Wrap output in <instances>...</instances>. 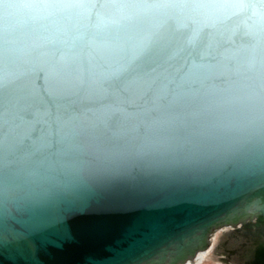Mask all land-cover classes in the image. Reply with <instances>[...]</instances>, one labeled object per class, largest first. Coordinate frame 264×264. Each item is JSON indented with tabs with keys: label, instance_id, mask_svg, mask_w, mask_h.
<instances>
[{
	"label": "water",
	"instance_id": "obj_1",
	"mask_svg": "<svg viewBox=\"0 0 264 264\" xmlns=\"http://www.w3.org/2000/svg\"><path fill=\"white\" fill-rule=\"evenodd\" d=\"M264 264V0H0V264Z\"/></svg>",
	"mask_w": 264,
	"mask_h": 264
},
{
	"label": "bare ground",
	"instance_id": "obj_2",
	"mask_svg": "<svg viewBox=\"0 0 264 264\" xmlns=\"http://www.w3.org/2000/svg\"><path fill=\"white\" fill-rule=\"evenodd\" d=\"M231 226L233 227V225H221L215 227L209 234L208 245L204 249L197 251L194 256L189 257L187 260L179 264H203L206 258L210 257V255H213V253H217L221 256V258H223L221 254L216 252V247L219 241L218 237L222 232L224 233L225 231L229 230Z\"/></svg>",
	"mask_w": 264,
	"mask_h": 264
},
{
	"label": "rangeland",
	"instance_id": "obj_3",
	"mask_svg": "<svg viewBox=\"0 0 264 264\" xmlns=\"http://www.w3.org/2000/svg\"><path fill=\"white\" fill-rule=\"evenodd\" d=\"M222 234L223 232L219 234L218 240ZM203 264H232V263L226 261L224 258H221V256L218 255L217 253H213V255H210V257L206 258Z\"/></svg>",
	"mask_w": 264,
	"mask_h": 264
}]
</instances>
